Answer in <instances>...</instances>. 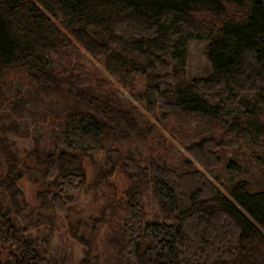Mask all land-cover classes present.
<instances>
[{
    "label": "trees",
    "instance_id": "16d2710c",
    "mask_svg": "<svg viewBox=\"0 0 264 264\" xmlns=\"http://www.w3.org/2000/svg\"><path fill=\"white\" fill-rule=\"evenodd\" d=\"M204 35L211 73L189 80ZM86 158L89 189L110 191L118 170L131 186L84 220ZM61 230L79 264H264V0H0V264H69L46 245Z\"/></svg>",
    "mask_w": 264,
    "mask_h": 264
},
{
    "label": "rangeland",
    "instance_id": "374dc122",
    "mask_svg": "<svg viewBox=\"0 0 264 264\" xmlns=\"http://www.w3.org/2000/svg\"><path fill=\"white\" fill-rule=\"evenodd\" d=\"M207 45V41L205 38V35L202 36L200 40L192 41L187 46V63H186V73L189 80H195L198 78L207 77L211 73V68L209 63L207 62L205 58V48ZM86 66L89 69H97L102 74H104L108 79L111 80L113 86L117 88L120 92V95L124 97L125 99H128L133 105H135L138 108V111L141 113V115L146 116V118L152 122L155 123L158 130L167 138L170 139V141L174 144V146L182 152V154L186 155V152L184 151L183 147H181L176 140H174L170 136V132L165 129V127L155 121V119L143 112L142 106L140 105V101L142 100V95L140 91L134 96V94L129 95L124 89L120 87V85L115 81V79L108 76L104 70L103 67L98 64L95 60L90 59L87 57ZM171 125L175 128L173 123ZM180 130L177 128V132L182 135V138L189 137L190 140L194 139L195 132L191 130ZM30 131H34V124H31L29 127ZM33 135V134H32ZM33 137V136H32ZM31 137V138H32ZM189 140V142H190ZM17 148H20L22 152V157L26 156V153L24 151H31L35 146L32 144L31 141H29V138L25 139L24 137L22 139H15ZM143 153H145L144 149H141ZM240 154L245 153L243 162V167H250V161L252 158H256L259 156V154L254 150H248L246 151H239ZM187 156V155H186ZM100 161V160H99ZM85 168L88 174V187L82 191V196L79 200V209L81 210V216L82 219H86L87 216L94 213L93 215H100L99 211H101L103 208L106 207V199L109 198V196H113L115 198V203L118 202L122 197H124V192L131 186V182L125 177V175L118 170L115 174V178L112 181L111 189L110 191H105L103 189L100 190H94L89 189V186L92 185V188L95 187L96 183V176L98 173L99 165L92 164L91 161H89L87 158L85 159ZM38 181V180H37ZM21 185L24 189L26 199L29 203H31L32 206L37 205V193L42 189V184L40 182H36L33 175H27L22 181ZM89 189V190H88ZM91 190V192H90ZM223 193H225L224 189H222ZM111 195H109V194ZM227 196H229L227 194ZM61 222V220H60ZM22 231H24V239L25 238H32L35 239L38 236V232L33 230L28 224L25 225L23 223L21 227H19ZM49 244V245H48ZM46 245H48V250L50 253L58 258V262L60 263L61 259H65L68 261L69 264H79L81 259L84 257V249L76 242H74L70 236L64 233L63 230L57 231L54 237L50 240L46 241ZM10 250L3 249L0 245V262H4L6 260V255L8 254Z\"/></svg>",
    "mask_w": 264,
    "mask_h": 264
}]
</instances>
